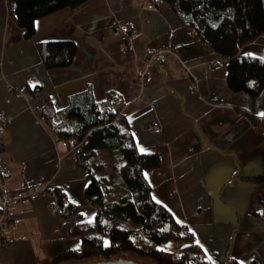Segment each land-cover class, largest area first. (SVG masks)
Instances as JSON below:
<instances>
[{
  "label": "crops",
  "instance_id": "0c3cea01",
  "mask_svg": "<svg viewBox=\"0 0 264 264\" xmlns=\"http://www.w3.org/2000/svg\"><path fill=\"white\" fill-rule=\"evenodd\" d=\"M7 1L0 0L4 182L10 190L57 188L75 212L70 218L52 212L58 201L46 192L14 202L15 229L4 234L0 264H50L75 240L73 224L93 219L94 207L83 195L86 170L75 164L73 145L39 118L44 100L61 109L86 89L99 102L108 93L119 97L117 108L138 150L158 155L159 165L144 173L153 199L187 229L205 264H264V181L241 179L264 175V130L247 116L264 117V87L253 103L231 91L227 58L211 51L164 0H86L37 18L29 38ZM114 22L123 25L117 35ZM55 40L72 41L76 51L69 65L46 68L37 43ZM148 49L163 50L162 59L147 63ZM238 53L264 58V33ZM104 157L112 162L104 149L88 160L97 178L111 173L102 171Z\"/></svg>",
  "mask_w": 264,
  "mask_h": 264
},
{
  "label": "trees",
  "instance_id": "16d2710c",
  "mask_svg": "<svg viewBox=\"0 0 264 264\" xmlns=\"http://www.w3.org/2000/svg\"><path fill=\"white\" fill-rule=\"evenodd\" d=\"M13 1L15 8L10 16L29 38L37 18L86 0ZM164 1L211 51L227 58V87L246 93L253 103L264 87V58L242 55L238 50L264 33V0ZM37 48L46 68L69 65L76 51L69 40L39 42ZM110 96L108 93L107 98ZM247 116L264 130V117ZM39 118L56 138L73 145L75 164L86 170L84 198L95 210L91 221H76L70 230L78 245L59 250L50 264L127 251L148 256L156 264H205L198 260L199 248L190 234H180V224L171 212L153 199L144 173L159 165L158 155L138 150L119 108L94 100L86 89L69 96L61 109L44 100ZM98 149L106 150L112 161L119 162L117 173L95 177L88 160ZM241 179L260 183L264 175H243ZM58 194V212L70 218L75 211ZM167 243L183 244L174 259L161 248Z\"/></svg>",
  "mask_w": 264,
  "mask_h": 264
},
{
  "label": "built area",
  "instance_id": "2783aa9c",
  "mask_svg": "<svg viewBox=\"0 0 264 264\" xmlns=\"http://www.w3.org/2000/svg\"><path fill=\"white\" fill-rule=\"evenodd\" d=\"M147 3L149 4V0H147ZM15 8V2L13 0L7 1V10L8 13L11 12ZM123 28V25L120 22H114L112 24V34L117 35L119 32H121ZM163 50H155V49H148L147 50V63H157L162 59L163 56ZM136 81L138 84H143L144 82V74L140 73L136 76ZM189 88L195 89L196 85L191 84ZM8 90L11 91V87H8ZM39 92V89L37 87L33 88V93L37 94ZM103 104H106L108 106H112L113 108L120 107L121 100L118 96H111L109 98H106L103 101ZM6 119L4 117V114L0 112V124H5ZM147 130L157 132L158 129L154 128L152 126H148ZM0 150H1V141H0ZM7 173V169L4 165V162L2 158L0 157V248H2L5 245V239L4 234L10 231H13L15 229V224L10 219L9 215V209L13 205L14 202L18 200H28L32 198L33 196L46 192L49 194L52 198L57 199L59 196V192L57 188H47L45 184H32L29 186L24 187L23 189H17V190H10L6 187L4 179ZM50 210L52 212H55L58 210L57 204H51ZM180 234L182 235H188V231L183 226L180 228ZM198 260L202 262V258L199 257Z\"/></svg>",
  "mask_w": 264,
  "mask_h": 264
},
{
  "label": "rangeland",
  "instance_id": "374dc122",
  "mask_svg": "<svg viewBox=\"0 0 264 264\" xmlns=\"http://www.w3.org/2000/svg\"><path fill=\"white\" fill-rule=\"evenodd\" d=\"M102 161H104V165L103 170L104 173L106 174L107 171H110L111 173H117L118 170V162H114L112 161L111 163L107 162L106 157L101 158ZM78 240H73L70 244H68L67 247L69 246H76L78 245ZM161 248L170 253L173 257V259L181 252L182 248H183V244L181 243H167L163 246H161ZM119 258H123L124 260H128L131 262H134L136 264H156V262L148 257V256H144V255H139L137 253H134L132 251H127V252H118L115 254H112L108 257H104V256H93V257H87V258H83V259H75V260H66V261H62L59 264H96L98 262H105V261H109V260H115V259H119Z\"/></svg>",
  "mask_w": 264,
  "mask_h": 264
},
{
  "label": "water",
  "instance_id": "95a60500",
  "mask_svg": "<svg viewBox=\"0 0 264 264\" xmlns=\"http://www.w3.org/2000/svg\"><path fill=\"white\" fill-rule=\"evenodd\" d=\"M96 264H136L134 262L124 260L123 258L115 259V260H109L105 262H98Z\"/></svg>",
  "mask_w": 264,
  "mask_h": 264
}]
</instances>
